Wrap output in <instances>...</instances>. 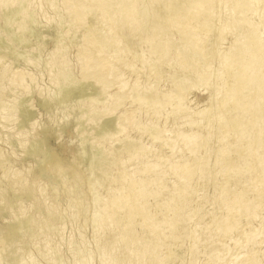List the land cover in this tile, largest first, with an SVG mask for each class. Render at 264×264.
Listing matches in <instances>:
<instances>
[{
  "label": "rangeland",
  "instance_id": "rangeland-1",
  "mask_svg": "<svg viewBox=\"0 0 264 264\" xmlns=\"http://www.w3.org/2000/svg\"><path fill=\"white\" fill-rule=\"evenodd\" d=\"M2 1L3 0H0V2ZM13 1L12 0L10 1L11 6L9 5L10 6L9 8H15L19 11L23 10L22 12L25 11L26 14L25 12H24L25 15L20 12L16 14L14 17L13 16L10 17L8 21L9 20H13V21L10 22L11 25L9 24V22L6 23L10 25L9 27L8 25L5 24V21L0 18V29H1L0 39H4L3 40L5 43L4 46L7 45L5 47L6 50L5 49L2 50V55L0 54V60H1L0 64L3 61L2 64L3 65L6 64L8 67V69H6V77L3 79L2 82H0V95H1L0 97V264H32V263L36 264L37 261H38L37 264H79V263L80 264H87V263L88 264H106L105 262L107 261L105 260L104 262V260L102 259H106V256L104 255H107V253L111 252V250H109L110 252L107 251L110 243H106L105 241L106 235L108 233H113L114 236H116L118 233L120 234L123 232L125 233L130 228L143 231L144 233H146L145 235H147L148 233L145 239V241L148 243H153L155 241L156 235H157L156 233L158 232V230L160 231V229H165V233H173L172 235L173 238L171 239L172 242L170 243L171 245L169 248V260L167 264H190V262L191 264H194L195 258L197 259L195 264H207V263L211 264L208 260L211 261L215 257L218 251L220 253L223 252L221 253L222 255H224L226 251L225 255L227 254V256L225 257L227 259L233 257L231 255H235L236 253L238 254L239 251L240 252L244 251L242 252V255L239 252L240 256L243 257V255L247 253L246 251H248V249L247 250H243V249L248 248V247L245 245V242H243L242 239L239 240L240 236L243 233L248 232L249 230H254V231L261 230V233H263L264 231V221H263L264 220V181L261 176V171L257 167L258 157L261 156L262 158H264V152L260 153L259 151H257L256 150L257 146L254 144H252L253 149L249 150V143H248L249 141L246 139L241 140L240 142L241 144L238 145L239 148L238 147L236 148V146L235 147L232 146L233 143L236 141V137H235L236 135L234 134L237 133V130L232 127H230L227 131L218 130L219 124L221 123V121L217 120L218 119L217 113L221 111L222 116L224 118L225 117L227 118L230 115L232 104L231 103L227 104V106L223 108L222 107L223 104L216 97L217 95H221L225 92L224 85L221 83V81H219L220 80L218 78L219 75L213 73L216 76L211 75L213 77L212 78L210 76L212 80L210 78L208 80H205L204 74L202 75V70L200 69L202 68V65L203 67L207 65L209 66L211 72L213 71L215 72L217 70L216 72L218 73L219 72L218 68L220 67L218 65H220V61H221L220 55L222 53H225L227 50H229V48L234 47V40H235L234 34H232L231 33L232 31L230 32V30L228 32L227 28L231 29V27L236 24L238 26L240 25L239 26L240 30L238 31H241V32L245 31L246 30L245 22L249 20H250L249 22H252V24H256L258 22V19H257L258 13H256L258 11L250 7L249 8L246 6L242 7V4L244 3L245 0H235L237 3V8L240 9V11L236 13L237 15L235 14V17H229V13L227 10L231 8V5L228 4L227 7L224 8V6H226V0H215L212 6L210 21L208 25L209 27L207 29H201L199 32V36L203 40H202V44L198 46V45L192 44L191 42L187 40L185 41L179 33H176L175 30L171 28L170 24L166 25L168 27L166 26L163 27L164 29L166 28V31L170 29L169 32L167 31V33L165 30H163L167 36H165L163 31H161V29L163 28H160L159 32L161 31L163 34L160 33V38L157 37V35L159 34L157 33L158 32L157 28H159L158 27L159 25H157L158 20L155 21L153 18H156V17L158 18L160 16H163V13H164L163 11L165 10V8L163 11L157 10V11L152 12V10H150L152 12L151 13L149 11L150 9L149 7L148 13H147L146 12L147 10L146 11L145 9L142 10V8H147L148 3H149L148 0H147L148 3L145 0H139L137 1L138 2L137 5H136V2L134 1L135 2V5L133 7L135 9L134 13H133L134 9L130 8L128 11H125L123 15H120L123 17V19H121L122 17L119 18L121 20L119 21L118 19V22L116 19L117 17H120V16L114 15V18L116 17L115 20L113 19V17H111L112 15L110 16V14H114V9L116 8V2H114V0L112 1L115 4L112 1L111 3L109 0L108 1L104 0L101 6H98L95 0H86V1L82 0L83 3L81 7H79L80 9L72 13L65 10L62 4V0H53V2L52 0H49V2L48 0H28V1L27 0H15L14 3ZM184 1L182 0L168 1L169 12L171 13L172 11L174 12L176 10L175 8L180 9L182 6H179V5H183L184 3H187L189 0L187 1L184 0ZM110 4H111L110 6L111 8H109L108 6ZM113 4L115 7H113ZM17 5L18 6L20 5V6L17 7ZM21 6L24 8H22ZM107 6L109 9L107 8ZM0 7H1V4H0ZM137 7L140 9H137ZM25 8L27 9V11ZM234 8H236V6ZM138 10H140V13L137 12ZM253 11H255V13H253ZM1 12H5V11H1L0 9V16L3 15ZM141 12L144 13L142 14L145 17L141 15ZM137 13H138V16L136 15ZM20 14L22 16L24 15L25 18L23 17L24 19H22ZM140 15L144 19L141 18ZM138 17H140L141 19L139 18V20H135V19H138ZM239 17L244 20V23L241 22L242 23L241 24L240 22H238L237 24V22H234V20L240 21ZM254 17H257V18H254ZM132 18L133 20L139 23L138 31L131 32V30L129 29L131 27L129 21ZM109 19L111 20V23L115 21L116 23L110 24ZM142 19H143V22H142ZM26 20L29 22H27ZM122 20L124 23L122 22ZM25 21L29 24L25 23ZM106 21H107V24H105ZM125 21L128 22L127 25H125L126 24ZM231 21L232 23H230ZM151 22H153L154 25H152L153 23ZM155 22L157 23L155 24ZM23 23H25V25L28 26V29L24 31L23 33H21V35L19 36L20 34L19 27L23 25ZM89 23L92 25H90ZM132 23L134 22L132 21ZM94 24H95V27H93ZM102 24H104L105 27L106 26L107 27L104 28V25ZM17 25L19 27H16ZM156 25H157V28L154 27ZM102 26L103 28L101 29ZM4 27H6V29ZM104 29L106 30L104 31ZM151 29L153 30L156 29L155 31L156 33H154V31ZM221 29H223L224 31ZM97 30L98 32H96ZM149 30L153 31L152 34ZM25 32H27L28 35ZM94 32L97 34L105 32V34L98 35L100 37L96 36L97 38H101V35H103V37H105L104 35H108V36L111 35L110 38L113 40V37L115 35L114 39L116 38L117 40H119V42L122 41L120 43V46L121 47L123 46L124 49H125V46L127 47L125 49L127 51L126 56H125L127 58V59L125 58V63H126L125 65L127 66V68L124 65L123 67V75H124L123 79L124 80H123L122 86H125L126 89H129V87L134 85V83L136 82L138 83V86L139 84L140 86L141 85L144 86V85H147L146 83L148 82H149L148 84H151V83L154 84L153 82L155 80V83L159 82L158 87L160 90H162L161 92L164 95H170V97L166 99V101L163 103L164 105L162 104L161 106H155V108L153 107V109H151L152 107L148 108L146 102L144 101L145 102L144 104L142 99H140L142 101L138 100L139 102L138 103L137 99H139L140 96L138 95V98H137L136 94L133 95L131 93L127 99L126 104L123 105L119 109L118 112L124 111L127 115H133L136 113L137 117L139 118V124L138 126L130 125L124 131L121 130V132H119L118 134H120L122 137L118 135L117 133H112L110 134V136L109 135H106V137L101 136L103 138L102 139L100 137L101 132L99 133L100 128L98 129L99 131H97L96 129L97 128L96 127L97 122H95L97 121L96 118H98L99 116L103 119L104 115H102V111L105 110L107 106H109L110 104V98L108 99L109 96L106 94H103V95L105 99H108L107 101H105L103 96L99 95L98 96L99 98L97 97L98 101L101 98L100 101L102 103L99 102L101 103V105L96 103L98 102L96 100V97H94L93 100L90 99L92 102L90 100L88 102L87 100H85V102L81 101L82 103L84 102V105H82V103L80 102H79L80 105L78 104V102H75L76 104L71 103V104H64V105H59V106L54 105L58 101V97L55 96V94L58 95L59 89L62 87V83L60 82L61 80H59L58 77H60V79L63 78L62 79L63 81H66L69 78L70 81L68 80V82H72L71 80H74V79L75 81H78V79H80L81 77L80 72H82L83 66L80 63V61H78L76 58L77 52L79 48L83 47L84 36L87 35L88 33L91 35V33H94ZM130 32L132 34L136 33V35L131 41L132 45L128 44L129 45L128 46L126 45L127 42H126L125 36L127 37V35ZM42 33H44V35H42ZM107 33H111V34H107ZM16 35L18 37H16ZM32 35L34 36L32 37ZM45 35H47V37H44ZM151 35H153L152 37L154 38L155 46H157L156 43H158V41L159 42H162V40L164 41L165 44L163 43L162 45L160 44L159 45L160 47L162 46L163 48H165V51H168L167 55L169 56H165L166 59L162 60L164 57L153 55V54L151 55V52L148 51L149 49H148V45L146 42V38L147 39L152 38ZM162 35H164V37H161ZM94 36L95 34L93 35V37ZM122 37L125 40H123ZM166 37L168 39V43H166L165 41ZM170 37H171V40H170ZM12 41H13V44H12ZM135 46H138V47L135 48ZM171 46H173V48H175L176 50L171 48ZM132 47H134L135 49ZM113 48H115V46L114 47L112 46L111 51ZM53 53H55V55H53ZM196 53L200 55V59H199V56L198 57L194 56V55H197ZM5 55L7 56L5 57ZM55 56L56 58H54ZM198 60L199 61L202 60L204 63L199 62ZM144 62H146L145 65H144ZM63 64L64 66H62ZM89 65H90V60H88L87 63L85 64L84 66L85 69L88 68ZM144 66L147 69V71L145 68H143ZM124 68H126L127 70H125ZM197 68L199 71H196ZM17 72L25 74V77H24L25 80L23 81V85H21V82L19 81V79L13 78V74ZM29 74L32 77L28 76ZM59 74L63 76L61 77L59 76ZM66 74L70 77L65 76ZM55 76L56 77L58 76L57 79H55L56 78ZM51 77L58 81L59 84H57V86L59 87L61 86L60 88L57 86H54L51 83V79H52ZM214 77H216L217 79ZM33 78H35L36 80ZM10 81H12L11 84H10ZM183 82H185L184 83L185 88L181 87ZM124 83L125 84L127 83V84L125 85ZM140 86L138 87V89L140 88ZM214 87L217 89H215ZM220 87H223V88H220ZM117 88H120V87H114L110 89L109 93H113L119 90ZM181 88L184 90H182ZM174 90H178L180 92V95L178 97H176L175 94L174 96L171 95L172 94L171 92H173ZM142 91H143L142 89L137 90V94L138 93L140 94V92L142 93L141 98L143 97L145 93L144 92L145 90L143 91L144 93ZM39 92L43 93L42 95L43 97H39V95L42 94ZM216 92L217 93L219 92V93L217 94ZM134 93H136V91H134ZM48 94L50 95L49 97L54 96V98L53 100L49 101L50 107L49 108L47 107L46 109L48 110L45 109L46 110L45 111L43 108L44 106L41 105L42 107L41 108L38 105L39 103L37 102L40 101L41 99H44V97L48 98ZM238 94L243 95L246 93L244 91H240ZM132 96H135L134 100ZM192 97L193 99H191ZM22 99H25V101ZM27 99L29 100L30 104L33 103L32 106H30V108H32L33 110L35 109L36 112H38L40 108L45 111V112H42V110H40L39 112H41L42 114L38 113V115L36 116V121H38V118L40 119L38 121L39 123L35 121L38 124V126H37V134L35 133L34 135H33L34 131L32 132L31 128L28 125L25 126V124H23L24 119L21 118V116L19 115V110H18V108L20 107L21 109H24L23 106L25 107L29 104V103H26ZM54 99L55 101L57 99V101L55 102ZM59 101H60V98H59ZM104 101L107 103H105ZM189 101H195V102L198 101L199 105L202 108V109L199 108L198 111L200 112L196 111L193 114L194 115L193 117L198 116L199 113H204V119L202 122L203 129L201 128L200 132L193 131V134L195 135L194 137H196V140H198L196 141V147H198L196 154L194 156L187 157L188 156L187 149L185 150V148L178 147L179 151L176 156H179L180 158L186 157L187 164L189 165L196 164L198 167L197 171L194 172L193 174L185 175L180 172L174 173L169 170V166L174 162L175 156L171 154V151L167 147L162 148V144L159 141H154L153 137L156 132V129L157 130L162 129V130L167 131L168 133H171L172 131H174L176 129L177 124L180 122V119L183 118V116L187 113L188 106L190 103ZM3 102L4 104H2ZM21 103L24 105L21 106L20 105ZM50 103L51 104L54 103V104L51 106ZM12 104H15L13 105L14 108H12V110H14V114H13L14 116L11 119L12 121L5 120L4 117L10 116L11 114L10 112L6 110H9ZM89 105H91V107ZM33 106H35L36 108ZM137 106L139 107L142 106V107H140L139 109V107ZM217 109H219L220 111ZM49 110H52V111H49ZM98 112H100L101 114L98 115L97 114ZM94 114H97V117ZM262 115L264 116V103L262 104ZM87 116L89 120L88 118H86ZM93 116L95 117L93 118ZM101 118H98L100 119L99 123H97L99 124V126H101L103 123L101 121L102 120ZM13 119L14 120L16 119L15 122L17 123H15ZM90 119L92 120L90 121ZM52 120L53 122H51ZM149 120H150V124H149ZM153 122H154V126L152 127ZM62 124L63 125L70 124L72 136L70 138L65 137L66 133L64 132V134H62L63 132H61V136L63 135L65 136L60 138L59 142L64 140L70 149L79 150V154L83 156H84L83 154L84 148L86 149L89 148L88 153L92 154L90 145L93 142H97L95 144V147L97 146L96 149H98L99 151L103 150L102 151L103 155H98L99 154L98 153L96 157L98 158V156H101L102 159H104L103 157L108 158V159L104 161L105 159L101 160V158L99 157L98 159H100L104 163L103 162L101 163V161L99 160L100 163L96 161L97 162L96 165L90 166L88 169L83 167L82 168L83 172H80L81 174L79 173L80 175H82V176L79 175V177H82V178H79V179L78 177H75L76 175L75 176L71 175V178H69L71 173H69L68 175L67 174L68 170L65 167L63 166L57 167L58 166L57 165L55 166V168L52 167V169H50V172H48L47 176L44 177L46 179L43 180L42 179L43 177L39 176L38 174V167L40 166V164L38 163H40L42 159L44 160V157L42 153H40L42 156L40 155L37 156V154L35 153L34 155L37 158L40 157L38 160H36L37 158L33 156V153H34L33 151L41 147L39 144L37 145L36 143L38 141L40 142V144L42 143L41 138L43 137L42 136L43 129L50 127L53 131L56 129L58 130L60 125ZM146 126L148 128L145 129ZM186 130L190 132V127L187 126ZM85 132L88 134H86ZM98 133L99 135H96ZM58 134L60 133H57V135ZM206 134H208L211 139L209 145L207 146V147L210 146L209 147L210 154H208L207 156L204 150L205 147L203 148L201 146L202 139L204 135ZM114 135L116 136L114 137ZM197 136H199V138ZM24 137L25 138L28 137L27 139L29 140H26L27 143L24 146L25 148L24 147L22 148L20 144V140L25 139ZM130 137L133 139H131ZM135 137H137V139ZM112 138L118 139V141H114L113 143ZM122 138L124 141L122 140ZM134 138H135L136 143L134 142ZM100 140L101 142H99L100 144L99 145L98 141ZM116 142H118L117 144L121 145L122 151L119 149L120 146L114 145L116 144ZM130 142L133 144V146L128 145V143ZM137 142L138 144L140 143L141 145L145 144L143 146H147V147L150 146L149 144L153 143L152 150L154 151L153 153H156V155L152 154V157H150L151 159L148 160L149 162L152 163V165H154L153 176H155L156 178L162 177L163 180L165 179L164 181H167V182L169 181V183L167 187L162 188V189H157L156 186L154 185L149 186L146 189L147 191L145 192V198L142 200H136L134 199V197L129 196L127 193H125L124 198L130 201V206L125 208V210H120L119 209L120 193L118 192L119 186L117 183H115L116 176L118 175V172H119L118 165H119L120 160H123V158L127 157L131 152H133L136 149V147H138ZM263 142H264V139H263ZM103 145H104V148H102ZM32 146L35 148L32 151L33 153L30 151V149L32 150L33 148ZM42 146H44V144ZM115 146L116 148H114ZM80 147L81 148L83 147V148L81 149ZM109 147L111 149L110 154H108L110 151L107 152L104 150ZM128 147L130 148V150ZM117 148L118 150L116 152ZM218 150L220 151L223 150V152L225 153V155L220 157V159L215 154L216 153L215 151H218ZM44 151H45V148H44ZM30 152L31 154L29 155L28 153ZM240 155L244 158L243 164H246V166L241 165L240 167V168H243V166L246 167L245 168L246 176H244L243 179L239 171H235L231 169L230 167L231 163L236 158H238ZM113 156L115 157V159ZM205 157H207L209 161L206 160V166H203L205 165L203 161ZM109 158H111V161ZM143 160L146 161L147 158ZM143 160H141V162H143ZM148 161L146 163H148ZM105 162L107 164L109 163L108 164L109 166L106 165ZM99 164H101V166L102 164L104 166H107V167L103 166V168H107V170L106 169L102 170ZM98 165L100 168H97ZM29 166H32L31 167L32 170L30 171V173L26 171L28 170ZM217 167L219 168L217 169ZM90 168L93 169L92 173H91ZM58 169H59V172H57ZM54 170L57 174L59 173L58 174L59 176L54 172ZM104 170H106L107 172ZM14 171H16V173ZM99 171L104 172L101 174L104 175L105 177L102 175H98L100 174ZM13 173L18 176L11 180V178H13L12 175H14ZM95 173L96 175H94ZM50 174L52 177L50 176ZM48 175H49V178L51 177L50 178L51 180L47 178ZM107 175H110L108 176L110 178H108ZM239 175L241 176V180L243 181V183L239 181L240 179ZM95 176H97L96 181H94ZM24 177H27L28 180L26 182L23 181L24 182L23 184V182H20V181L23 180ZM56 178H57V181H56ZM48 179L52 181L51 182L53 183L52 185H50L51 183H49L50 181ZM85 180H87L88 182ZM12 181H15L16 183ZM236 184H239V185H236ZM40 186H42L41 190L44 189L43 193H41L40 191ZM58 187L59 189L57 190ZM240 188L242 189L241 191H239ZM29 192H30V195H29ZM237 193L238 195L239 194L240 195L239 196L236 195ZM112 194L114 195V197ZM111 197L113 198L112 202H111V199H112ZM33 198L35 200H33ZM105 200H109L110 201L109 204L108 203L105 204L106 202ZM245 200L248 203V205L244 209L243 207L241 208V206H242V203H245ZM140 209H142L143 211ZM98 212H99L100 217L99 216L97 217ZM74 214H75V217H74ZM105 214L106 216L107 214H109L108 221L110 222V223L107 222L108 225L106 229H105V225H104L105 221L103 217ZM24 217H26V219ZM27 217L29 218L28 219L29 224L26 221L27 225L26 224L24 225L25 222L23 223V221L27 220ZM96 217H97V220H96ZM16 218H18L19 220ZM98 218H100V220ZM221 218L225 219L229 226V231L226 232L227 234L219 233L217 230H215L216 229L215 223ZM170 221H173L175 223V228L172 231L168 230V228L165 227L167 226V223H169ZM8 222L10 224L19 223V226L18 225L16 226L20 228V229L18 228L19 232L22 231L23 233L20 232L18 233L19 235L10 234V232L7 229V226L9 224ZM100 222L101 224L99 225ZM150 222H154L155 226H148L150 225ZM96 224L97 226L98 225L103 226V228H100L99 226L97 227ZM20 226L21 227L24 226V228H21ZM108 226L110 228H108ZM25 227L26 228L28 227V230L27 229L24 230ZM103 230L104 232L107 230L105 232V234L107 233L106 235L104 234ZM195 230L197 234L200 231L201 234L199 233V236L201 235L202 237L204 235L203 239L200 237L201 241L198 240L197 242L196 240H193L192 237H194L193 235H194ZM7 231H8V234L6 233ZM97 233L99 234V237H100V238L98 237L99 239L97 238L98 236ZM218 233L219 235L216 236L215 234H218ZM207 234H209L210 236L209 235L207 236ZM101 235L105 236V237H102L104 240L101 239ZM12 236H15V237H12ZM16 236H19V237H16ZM230 239L233 240L234 244L232 243V240ZM205 240L207 242H205ZM96 241L97 243L101 242L99 246H96L98 245L97 243L95 244ZM78 242L80 244H78ZM136 243L137 241H134L133 244L135 245ZM204 243L208 245V249L206 245L205 246L203 245ZM236 243H239V246H235ZM211 244H212L211 250L212 248L214 250V251L212 250V252L208 251ZM105 247H107V249ZM241 247H245V248L241 250ZM255 249H256L255 254L253 256H255L257 260L259 258L261 261L260 260L258 261L262 262L264 260V234L262 236L260 235L258 236ZM236 250H238V252ZM195 252L197 253L195 254ZM43 254H45V257L43 256ZM160 255H161L159 256L160 261L166 258V252L164 250L161 251ZM81 256L82 257L84 256V257L82 258ZM113 256L115 258H118L120 256L119 252H117L116 255H113ZM114 257H111L113 258L112 260L115 259ZM76 258H78L77 259L78 263L76 261ZM225 263H226V260L223 261V264Z\"/></svg>",
  "mask_w": 264,
  "mask_h": 264
},
{
  "label": "bare ground",
  "instance_id": "bare-ground-1",
  "mask_svg": "<svg viewBox=\"0 0 264 264\" xmlns=\"http://www.w3.org/2000/svg\"><path fill=\"white\" fill-rule=\"evenodd\" d=\"M11 1V0H10ZM10 1L9 0H3L2 2H0V4H1V7H0V9H1V11H5V12H1L2 14V16H0V18L2 19V20H4L5 21V24L7 23V22H9V24H10V22L11 21H13V20H9L8 21V19L10 18V17H14L16 14H18V13H22V14H24V12H22L21 10L19 11V10H17V9H15V8H9L10 6H11V4H10ZM13 1V0H12ZM15 1V0H14ZM14 1H13V3H14ZM28 1V0H27ZM86 1V0H85ZM105 1H108V0H105ZM110 2L112 1V0H109ZM117 1H118V3H117ZM117 1H115L114 0V2H116V8L114 9V14H110V16L111 17H113V19L115 20L116 19V17L114 18V15L116 16V15H118V16H120V15H123V13L125 12V11H128L130 8H133L134 7V5H135V2H136V5L138 4V2L137 1H139V0H117ZM135 1V2H134ZM145 1H147V0H145ZM148 1H149V3H148ZM147 1V3H148V6H147V8H142V10H144L145 9V11L148 13V9H149V7H150V9H149V11L150 10H152V12L153 11H157V10H164V8H165V10L163 11L164 13H163V16H160V17H156V18H153L155 21L156 20H158V23L157 22H155V24L157 23V25H159L158 27L159 28H157V25L156 26H154L155 28H157L158 30V32L157 33H159L158 35H157V37H159L160 38V33H162L161 31H163V30H165L166 31V28L164 29L163 27H165L166 25H168V24H170V26H171V28H173L174 30H175V32L176 33H179L180 35H181V37L186 41H189V42H191L192 44H195V45H201L202 44V38L199 36V32H200V30L201 29H207L209 26V21H210V15H211V11H212V6H213V2L215 1V0H192V1H188L187 3H184L183 4V2H182V4L183 5H179V6H182L180 9L178 8H175L176 10L173 12L172 11V13L171 12H169V6H168V1H171V0H148ZM182 1H184V0H182ZM187 1V0H186ZM23 2V1H22ZM48 2H49V0H48ZM52 2H53V0H52ZM95 2H96V4L98 5V6H101L102 4H103V2H104V0H95ZM113 2V1H112ZM111 2V3H112ZM113 2V3H114ZM185 2V1H184ZM55 3V2H54ZM53 3V4H54ZM82 3H83V1L82 0H62V4H63V7L65 8V10H67L68 12H70V13H72V12H75V11H78L80 8L79 7H81V5H82ZM88 3V2H87ZM140 3V2H139ZM146 3V2H145ZM225 3V2H224ZM21 4V3H20ZM29 4V3H28ZM95 4V3H94ZM115 4V3H114ZM114 4H113V7H115L114 6ZM179 4V3H178ZM180 4H181V2H180ZM228 4H230L231 5V8H229L227 11H228V13H229V17H235V14L236 13H238L239 11H240V9H238L237 8V3H236V1L235 0H226V6H224V8L225 7H227V5ZM10 5V6H9ZM22 5V4H21ZM49 5V4H48ZM51 5V4H50ZM85 5V4H84ZM236 6V8H234L235 6ZM20 6V5H19ZM18 5H17V7H19ZM27 6V5H26ZM29 6V5H28ZM55 6V5H54ZM57 6V5H56ZM109 6V8H111L110 6H111V4L110 5H108ZM108 6H107V8H108ZM146 6V5H145ZM177 6V5H176ZM234 6V7H233ZM243 6H246V7H250V8H252V9H255L256 11H258V12H256V13H258L257 14V17H254V18H257L258 19V22L256 23V24H252V22H249V21H247V22H245V25H246V30L245 31H243V32H241V31H238V30H240L239 28V26L238 25H233L232 27H231V29H229V28H227L228 29V32H229V30H230V32L232 33V34H234V37H235V40H234V47H231V48H229V50H227L225 53H222L221 55H220V57H221V61H220V65H218V66H220L218 69H219V74L215 71H213V72H211L210 71V68H209V66H204L203 67V65H202V68L200 69V70H202V75L204 74V79L205 80H208L209 78H210V76L211 75H213V76H216V75H214V74H217V75H219L218 76V78L220 79L219 81H221V83L224 85V93L223 94H221V95H217L216 97H217V99H219L220 101H221V103L223 104L222 105V107L224 108V107H226L227 106V104H232V106H231V111H230V115L226 118H224L223 116H222V113H221V111L219 110V109H217V110H219L220 112H216L217 113V120L218 121H221V123L219 124V128H218V130H225V131H227L230 127H232V128H234V129H236L237 130V133L236 134H234V135H236L235 137H236V141L233 143V145L232 146H236V148L238 147V145H240L241 143V140L242 139H246V140H248L249 142V150H252L253 149V146H252V144H254V145H256L257 146V151H259L260 153H263L264 152V142H263V139H264V116L262 115V104L264 103V0H245L244 1V3L242 4V7ZM22 7V6H21ZM30 7V6H29ZM28 7V8H29ZM33 7V6H32ZM139 7V6H138ZM137 7V9H140V8H138ZM22 8H24V7H22ZM38 8V7H37ZM108 8V9H109ZM2 9H4V10H2ZM5 9H7V10H5ZM19 9H21V8H19ZM26 9V8H25ZM134 9V8H133ZM242 9V8H241ZM30 10V9H29ZM28 10V11H29ZM43 10V9H42ZM132 10V9H131ZM225 10V9H224ZM26 11H27V9H26ZM57 11V10H56ZM81 11V10H80ZM134 11H135V9L133 10V13H134ZM45 12V11H44ZM138 13H140V10H138L137 11ZM144 12V11H143ZM143 12H141V15L142 16H144L143 14ZM151 12V11H150ZM151 12V13H152ZM48 13V12H47ZM91 13V12H90ZM132 13V12H131ZM132 13V14H133ZM138 13L136 14L137 16H138ZM143 13V14H142ZM150 13V14H151ZM225 13V12H224ZM251 13V12H250ZM253 13H255V11H253ZM25 14H26V12H25ZM24 14V15H25ZM99 14V13H98ZM21 15V14H20ZM24 15L22 16L21 15V17H22V19H24L25 17H24ZM140 15V16H141ZM145 15H146V13H145ZM237 15V14H236ZM80 16H81V14H80ZM131 16H133V15H131ZM141 16V18H143ZM17 17V16H16ZM24 17V18H23ZM28 17V16H27ZM100 17V16H99ZM111 17H110V19H111ZM122 16H120V17H117V22H118V19L119 18H121ZM145 17V16H144ZM34 18H35V16H34ZM76 18V17H75ZM80 18V17H79ZM139 18L140 17H138V19H135V20H139ZM140 18V19H141ZM12 19V18H11ZM109 19V21H110V24H112V23H116V21L115 22H112L111 23V20ZM121 19H123V17L121 18ZM121 19H119V21L121 20ZM144 19V18H143ZM143 19H142V22H143ZM256 19V20H257ZM20 20H21V18H20ZM19 20V21H20ZM135 20H133V18L132 19H130V30H131V32H134V31H138L139 30V23L137 22V21H135ZM233 20H234V18H233ZM232 20V21H233ZM239 20L240 21H236V20H234V22H237V24H238V22H242V23H244V20L243 19H241L240 17H239ZM23 21V20H22ZM27 21V20H26ZM25 21V23H27V22H29V21H27L26 22ZM51 21V20H50ZM132 21L134 22V23H132ZM232 21L230 22V23H232ZM15 22V21H14ZM48 22V21H47ZM63 22V21H62ZM79 22V21H78ZM122 22H123V20H122ZM126 22V24L125 25H127V21H125ZM141 22V23H142ZM154 22V21H153ZM153 22H151V23H153ZM19 23V22H18ZM25 23H23V25H21L20 27L17 25L16 27H19V32H20V34H19V36L21 35V33H23L24 31H26L27 29H28V26L27 25H25ZM92 23V22H91ZM120 23V22H119ZM118 23V24H119ZM124 23V22H123ZM241 23V24H242ZM9 24H6V25H8V27L11 25H9ZM21 24V23H20ZM27 24H29V23H27ZM61 24V23H60ZM90 24V23H89ZM101 24V23H100ZM105 24H107V21L105 22ZM122 24V23H121ZM147 24V23H146ZM234 24V23H233ZM47 25V24H46ZM62 25V24H61ZM90 25H92V24H90ZM102 25H104V24H102ZM117 25V24H116ZM116 25H114V26H116ZM143 25V24H142ZM152 25H154V23L152 24ZM221 25V24H220ZM144 26V25H143ZM146 26V25H145ZM7 27V26H6ZM6 27H4L5 29H6ZM11 27H13V26H11ZM37 27V26H36ZM51 27V26H50ZM93 27H95V24H94V26ZM107 27V26H106ZM105 27V25H104V28H106ZM126 27V26H125ZM141 27V26H140ZM154 27H153V29H154ZM166 27H168V26H166ZM230 27V26H229ZM103 28V26L101 27V29ZM143 28V27H142ZM145 28V27H144ZM160 28H163V29H161V31L159 32V30H160ZM220 28H222V27H220ZM17 29V28H16ZM88 29V28H87ZM122 29H124V28H122ZM153 29H151V30H153ZM168 29V28H167ZM172 29V30H173ZM218 29V28H217ZM226 29V30H227ZM242 29V28H241ZM1 30V29H0ZM18 30V29H17ZM16 30V31H17ZM38 30H40V29H38ZM60 30V29H59ZM106 29H104V31H105ZM107 30H109V29H107ZM151 30H149L150 32H151V34H152V32L154 31V33H156L155 31H156V29L155 30H153V31H151ZM170 30V29H169ZM169 30H167L168 32H169ZM221 30H223V29H221ZM226 30H225V32H226ZM7 31V30H6ZM12 31H14V30H12ZM11 31V32H12ZM142 31V30H141ZM167 31H166V33H167ZM224 31V30H223ZM57 32V31H56ZM96 32H98V30L96 31ZM107 32V31H106ZM108 32H110V31H108ZM121 32V31H120ZM119 32V33H120ZM129 33L128 35H127V37L125 36V39H126V42H127V44L126 45H128V44H131L132 42V40H133V38H134V36L136 35V33H134V34H132V33ZM26 34H27V32H25ZM58 33V32H57ZM75 33V32H74ZM145 33V32H144ZM163 33H164V31H163ZM162 33V34H163ZM95 34V36L93 37V35ZM100 34H105V32L104 33H100ZM99 33L97 34V33H91V35L88 33L87 35H85L84 36V41H83V47L82 48H79L78 49V52H77V60L78 61H80V63L82 64V66H83V69H82V72H80L81 73V77H80V79H78V81H75V79L74 80H71L72 82H68V80H69V78H68V80H66V81H63L62 79L63 78H61L60 79V77H58L59 78V80H61L60 82L62 83V87L60 88L59 86H57V84H59L58 83V81L57 80H55V79H57V77L55 78V79H53L52 77V79H51V83L54 85V86H57V87H59L58 89H59V93H58V95H56L55 94V96H57L58 97V101H57V99H56V101H55V99H54V101L56 102V104H54L55 106H59V105H64V104H73V103H75V102H78V104H79V102L80 103H82L81 101H84L85 102V100H87V102L90 100V99H92L93 100V98L94 97H96V100L99 98L98 96L100 95V96H103V98L105 99V97H104V95L103 94H106V95H108L109 97H108V99L110 98V104H109V106H107V108L105 109V110H103L102 111V115H104V117H103V119H105V120H103L101 117H99L98 116V118H101L102 120V125L101 126H99V124H97V123H99V120L100 119H98V118H96V120L97 121H95V122H97L96 123V129H97V131H99V133H100V137L102 136H105L106 137V135H109L110 136V134H112V133H119V132H121V130H126V128L128 127V126H130V125H133V126H135V125H137L138 126V124H139V118L137 117V115H136V113L135 114H133V115H127L124 111H120V112H118L119 111V109L123 106V105H125L126 104V102H127V99H128V97H129V95L132 93L133 95H137V98H138V95L140 96V98L139 99H137V102H138V100H140V99H142L143 100V103L145 104V102H146V104H147V106H148V108H150V107H152L151 109H153V107L155 108V106H161L165 101H166V99H168L169 97H170V95H164L161 91L162 90H160L159 89V85H158V83H155V80H154V84H148V83H146L147 85H144V86H140V84H139V86H140V88L145 92H143L144 93V95H143V97L141 98V92H140V94L138 93L137 94V90H141L140 88L138 89V83L136 82V83H134V85H132V86H130L129 87V89H126L125 88V86H122L123 84V78H124V75H123V67H124V65L126 64L125 63V56H126V46H125V49L123 48V46L121 47L120 46V43L122 42H119V40H117L116 38L114 39V37H115V35H114V37H113V40L110 38V36L111 35H104L105 37H103V35H101V38H97V37H100V36H98V35H100ZM107 34H111V33H107ZM122 34V33H121ZM125 34V33H124ZM165 34V33H164ZM173 34V33H172ZM13 35V34H12ZM24 35V34H23ZM22 35V36H23ZM28 35V34H27ZM39 35H40V33H39ZM42 35H44V33H42ZM74 35V34H73ZM142 35V34H141ZM147 35H149V34H147ZM179 35V36H180ZM2 36V35H1ZM6 36H7V34H6ZM30 36H31V34H30ZM34 35H32V37H33ZM97 36V37H96ZM124 36V35H123ZM140 36V35H139ZM138 36V37H139ZM153 35H151V37H152ZM165 36H167L166 34H165ZM9 37V36H8ZM11 37V36H10ZM16 37H18L17 35H16ZM44 37H47V35H45ZM96 37V38H95ZM103 37V38H102ZM161 37H164V35H162ZM14 38V37H13ZM20 38V37H19ZM18 38V39H19ZM78 38V37H77ZM123 38V37H122ZM156 38V37H155ZM34 39V38H33ZM52 39V38H51ZM65 39V38H64ZM124 38H123V40H125ZM143 39V38H142ZM165 39V38H164ZM166 39H167V37H166ZM165 39V41H166V43H168V39L166 40ZM175 39V38H174ZM4 39H0V50H1V52H0V54L2 55V50H4L5 49V47L7 46H4V41H3ZM7 40V39H6ZM116 40V41H115ZM157 40V39H156ZM160 40H162V39H160ZM170 40H171V37H170ZM169 40V41H170ZM15 41V40H14ZM18 41H20V40H18ZM22 41V40H21ZM71 41H72V39H71ZM180 41V40H179ZM184 41V42H185ZM9 42V41H8ZM31 42V41H30ZM74 42H76V41H74ZM125 42V41H124ZM136 42V41H135ZM140 42V41H139ZM146 42H147V45H148V51H150L151 52V55L153 54V55H158V56H161V57H164L162 60H164V59H166V57L165 56H169V55H167V52L168 51H165V48H163L162 46L160 47V45H162L163 43H164V41L162 40V42H159L158 41V43H156L157 44V46H155V43H154V38L152 37V38H150V39H147L146 38ZM156 42V41H155ZM176 42V41H175ZM174 42V43H175ZM20 43V42H19ZM24 43V42H23ZM28 43V42H27ZM154 43V44H153ZM9 44V43H8ZM12 44H13V41H12ZM16 44V43H15ZM160 44V45H159ZM165 44V43H164ZM170 44H172V43H170ZM169 44V45H170ZM210 44V43H209ZM11 45V44H10ZM60 45V44H59ZM123 45V44H122ZM132 45V44H131ZM130 45V46H131ZM136 45V44H135ZM144 45V44H143ZM146 45V44H145ZM159 45V46H158ZM168 45V46H169ZM175 45V44H174ZM112 46L114 47L115 46V48H113L112 49V51H111V48H112ZM129 46V45H128ZM164 46V45H163ZM180 46V45H179ZM191 46H193V45H191ZM111 47V48H110ZM136 47H138V46H135V48ZM185 47V46H184ZM110 48V49H109ZM132 48H134V47H132ZM134 48V49H135ZM171 48H173V46H171ZM9 49H11V48H9ZM46 49V48H45ZM57 49V48H56ZM173 49H175V48H173ZM209 49V48H208ZM6 50V49H5ZM172 50V49H171ZM176 50V49H175ZM57 51V50H56ZM128 51H129V49H128ZM4 52V51H3ZM9 52V51H8ZM58 52H59V50H58ZM64 52H65V50H64ZM136 52V51H135ZM149 52V53H150ZM207 52V51H206ZM7 53V52H6ZM13 53V52H12ZM25 53V52H24ZM129 53V52H128ZM14 54V53H13ZM51 54H52V52H51ZM50 54V55H51ZM58 54V53H57ZM197 54V53H196ZM53 55H55V53H53ZM52 55V56H53ZM68 55V54H67ZM143 55V54H142ZM150 55V56H151ZM7 55H5V57H6ZM19 56V55H18ZM57 56V55H56ZM56 56L54 57V58H56ZM194 56H196V57H198L199 56V59H200V55H194ZM3 57V56H2ZM16 57V56H15ZM14 57V58H15ZM24 57V56H23ZM49 57V56H48ZM65 57V56H64ZM196 57H195V59H196ZM18 58V57H17ZM54 58H53V60H54ZM160 58V57H159ZM194 58V57H193ZM4 59V58H3ZM2 59V60H3ZM51 59V58H50ZM127 59V58H126ZM18 60V59H17ZM52 60V59H51ZM88 60H90V65H89V67L88 68H86L85 69V64L87 63V61ZM149 60V59H148ZM156 60V59H155ZM158 60V59H157ZM1 61V60H0ZM62 61V60H61ZM192 61V60H191ZM199 61V60H198ZM30 62V61H29ZM51 62V61H50ZM126 62H127V60H126ZM199 62H203L202 60L201 61H199ZM198 62V63H199ZM3 63V61L1 62V64H0V82H2L3 81V79L6 77V69H8V67H7V65L6 64H2ZM5 63V62H4ZM32 63V62H31ZM65 63V62H64ZM145 63L146 62H144V65H145ZM148 63V62H147ZM151 63V62H150ZM153 63V62H152ZM159 63V62H158ZM204 63V62H203ZM6 65V66H5ZM33 65V64H32ZM57 65V64H56ZM149 65V64H148ZM160 65V64H159ZM62 66H64V64L62 65ZM126 66V65H125ZM155 66V65H154ZM179 66V65H178ZM56 67V66H55ZM167 67V66H166ZM190 67V66H189ZM61 68H63V67H61ZM65 68V67H64ZM126 68H127V66H126ZM126 68H124L125 70H127ZM143 68H145V66L143 67ZM151 68V67H150ZM168 68V67H167ZM44 69V68H43ZM57 69V68H56ZM56 69H54V70H56ZM67 69V68H66ZM146 69V68H145ZM124 70V71H125ZM66 71H68V70H66ZM65 71V72H66ZM146 71H147V69H146ZM161 71V70H160ZM196 71H199L198 70V68H197V70ZM20 72V71H19ZM58 72V71H57ZM27 73V72H26ZM160 73V72H159ZM158 73V74H159ZM164 73V72H163ZM212 73V74H211ZM214 73V74H213ZM50 74V73H49ZM53 74V73H52ZM51 74V75H52ZM56 74V73H55ZM28 76H31L30 74L28 75ZM53 76V75H52ZM59 76H61V74H59ZM63 76V75H62ZM61 76V77H62ZM65 76H68L67 74L65 75ZM73 76V75H72ZM24 77H25V74L24 73H14L13 74V78H17V79H19V81L21 82V85H23V81L25 80L24 79ZM32 77V76H31ZM34 77V76H33ZM54 77V76H53ZM68 77H70V76H68ZM184 77V76H183ZM212 77V76H211ZM66 78V77H65ZM213 78V77H212ZM212 78H210L211 80H212ZM214 78H216V77H214ZM8 79V78H7ZM33 79H35V78H33ZM136 79V78H135ZM178 79V78H177ZM186 79V78H185ZM217 79V78H216ZM36 80V79H35ZM184 80V79H183ZM189 80V79H188ZM57 81V82H56ZM63 81V82H62ZM70 81V80H69ZM180 81V80H179ZM185 81V80H184ZM190 81V80H189ZM210 81V80H209ZM11 82L12 81H10V84H11ZM182 82V81H181ZM60 83V84H61ZM184 83L185 82H183V86L181 85V87H184L185 88V86H184ZM186 83H188V82H186ZM190 83V82H189ZM125 84V83H124ZM127 84V83H126ZM125 84V85H126ZM160 84H162V83H160ZM181 84V83H180ZM179 84V85H180ZM220 84V83H219ZM221 84V85H222ZM3 85V84H2ZM52 85V86H53ZM186 85V84H185ZM5 86V85H4ZM12 86V85H11ZM15 86V85H14ZM187 86V85H186ZM199 86V85H198ZM202 86V85H201ZM114 87H120V88H117V89H119V90H117V91H115V92H113V93H109L110 92V89H112V88H114ZM200 87V86H199ZM50 88V87H49ZM215 88V87H214ZM220 88H223V87H220ZM171 89V88H170ZM182 89V88H181ZM191 89V88H190ZM197 89V88H196ZM215 89H217V88H215ZM182 90H184V89H182ZM55 91V90H54ZM58 91V90H57ZM134 91H136V93H134ZM199 91V90H198ZM223 91V90H222ZM240 91H244L246 94H243V95H240V94H238ZM43 92V91H42ZM42 92H39V93H42ZM52 92V91H51ZM220 92V91H219ZM218 92V93H219ZM172 94L171 95H173L174 96V94L176 95V97H178L179 95H180V92L178 91V90H174L173 92H171ZM217 93V92H216ZM215 93V94H216ZM217 93V94H218ZM222 93V92H221ZM41 95V96H40ZM39 95V97H43L42 95H43V93L42 94H40ZM105 95V96H106ZM187 95V94H186ZM191 95V94H190ZM50 95L48 94V98L47 97H44V99H41L40 101H38L37 103H39L38 105L41 107V105L42 106H44L43 108H44V110L48 107H50L49 106V101L50 100H53V98H54V96L52 97H49ZM193 96V95H192ZM0 97H1V95H0ZM98 97V98H97ZM133 97V100L135 99V96H132ZM194 97V96H193ZM193 97L191 98V99H193ZM59 98H60V101H59ZM102 98V99H103ZM195 98V97H194ZM101 99V98H100ZM100 99H99V101L98 102H96V103H98L99 105H101V101H100ZM108 99H105V101H107ZM190 99V100H191ZM212 99V98H211ZM22 100H24L25 101V99H22ZM95 100V101H96ZM142 100H140V101H142ZM210 100V99H209ZM91 101V100H90ZM104 101V102H105ZM145 101V102H144ZM199 101V100H198ZM198 101H189L190 103H189V106H188V111H187V113L183 116V118H181L180 119V122L177 124V126H176V129L174 130V131H172L171 133H168L167 131H165V130H162V129H159V130H157L156 128V132H155V134H154V137H153V139H154V141H159L161 144H162V148H164V147H167L170 151H171V154L172 155H174L175 157H174V162L169 166V170L171 171V172H174V173H177V172H180V173H182V174H185V175H191V174H193L194 172H196L197 171V165L196 164H191V165H189V164H187L186 162H187V158L186 157H179V156H176L177 154H178V147H181V148H185V150L187 149V153H188V156L187 157H191V156H194L195 154H196V151L198 150V147H196V141H198V140H196V137H194L195 135L193 134V131L195 132V131H199L200 132V130H201V128H202V122H203V119H204V113H199V115L198 116H196V117H193L194 115V113L196 112V111H198L199 110V108H201V106L199 105V102ZM23 102V101H22ZM84 102L82 103V105H84ZM92 102V101H91ZM99 102H101V103H99ZM103 102V103H104ZM133 102V101H132ZM211 102V101H210ZM19 103V102H18ZM25 103V102H24ZM26 103H29L27 106H23V108L24 109H21V107L20 108H18V110H19V115L21 116V118L22 119H24L23 120V124H25V126L26 125H28L30 128H31V131L33 132L34 131V133H33V135L36 133L37 134V126H38V124L36 123V122H38L39 121V119L40 118H38V121H36V116L38 115V113H41V112H39L40 110H42L41 108H40V110H38V112H36V110L34 109H32V108H30V106H32V104L33 103H31L30 104V102H29V100L27 99V101H26ZM36 103V104H37ZM41 103V104H40ZM105 103H107V102H105ZM139 103V102H138ZM142 103V102H141ZM140 103V104H141ZM183 103V102H182ZM2 104H4V102L2 103ZM1 104V105H2ZM15 104H16V102H15ZM15 104H12L11 106H10V108H9V110H6V111H8V112H10L11 114H10V116H7V117H4L5 118V120H9V121H12L11 119L13 118V114H14V110H12V108H14V106L13 105H15ZM51 104V103H50ZM53 104H51V106L53 105ZM76 104V103H75ZM136 104V103H135ZM166 104V103H165ZM185 104V103H184ZM216 104V103H215ZM21 106L22 105H24V104H20ZM19 105V106H20ZM37 105V106H38ZM80 105V104H79ZM92 105V104H91ZM91 105H89L90 107H91ZM139 105V104H138ZM164 105V104H163ZM5 106V105H4ZM13 106V107H12ZM38 106V107H39ZM77 106V105H76ZM144 106V105H143ZM211 106H212V104H211ZM210 106V107H211ZM216 106V105H215ZM6 107H8V106H6ZM33 107H35V106H33ZM73 107V106H72ZM85 107V106H84ZM137 107H139V106H137ZM140 107H142V106H140ZM140 107H139V109H140ZM202 107H204V106H202ZM207 107V106H206ZM36 108V107H35ZM56 108V107H55ZM82 108V107H81ZM147 108V107H146ZM158 108V107H157ZM4 109H5V107H4ZM16 109V108H15ZM83 109V108H82ZM142 109V108H141ZM159 109V108H158ZM202 109V108H201ZM200 109V110H201ZM44 110H42V112H45L46 110H48V109H46L45 111ZM88 110V109H87ZM144 110H146V109H144ZM205 110V109H204ZM49 111H52V110H49ZM48 111V112H49ZM79 111V110H78ZM83 111V110H82ZM85 111V110H84ZM137 111H139V110H137ZM142 111V110H141ZM215 111V110H214ZM16 112H18V111H16ZM16 112H15V114H16ZM93 112V111H92ZM198 112H200V111H198ZM95 113V112H94ZM139 113V112H138ZM153 113V112H152ZM42 114V113H41ZM40 114V115H41ZM83 114H85V113H83ZM98 115L99 114H101L100 112H98L97 113ZM97 114H94L96 117H97ZM140 114H141V112H140ZM143 114V113H142ZM228 114H229V112H228ZM89 115V114H88ZM91 115V114H90ZM101 115V116H102ZM18 116V115H17ZM95 116H93V118L95 117ZM163 116V115H162ZM167 116V115H166ZM15 117H16V115H15ZM42 117V116H41ZM140 117V116H139ZM142 117V116H141ZM164 117V116H163ZM20 118V117H19ZM85 118V117H84ZM86 118H88V116L86 117ZM173 118V117H172ZM178 118V117H177ZM224 118V119H223ZM17 119V118H16ZM15 119V120H16ZM170 119V118H169ZM222 119H223V121H222ZM14 120V119H13ZM15 120H14V122H15ZM67 120V119H66ZM85 120V119H84ZM88 120H89V118H88ZM92 119H90V121H91ZM95 120V119H94ZM142 120V119H141ZM157 120V119H156ZM36 121V122H35ZM63 121V120H62ZM86 121V120H85ZM84 121V122H85ZM155 121V120H154ZM19 122V121H18ZM51 122H53V120L51 121ZM15 123H17V122H15ZM21 123V122H20ZM39 123V122H38ZM89 123V122H88ZM161 123V122H160ZM22 124V123H21ZM22 124V125H23ZM95 124V123H94ZM149 124H150V120H149ZM153 125H152V127L154 126V122L152 123ZM159 124V123H158ZM91 125V124H90ZM90 125H89V127H90ZM99 127H98V126ZM48 126V125H47ZM165 126V125H164ZM187 126H189L190 127V132H188L187 130H186V127ZM77 127V126H76ZM87 127V126H86ZM156 127V126H155ZM158 127V126H157ZM93 128V127H92ZM100 128V129H99ZM146 128H148L147 126L145 127V129ZM149 128H150V126H149ZM78 129V128H77ZM99 129V130H98ZM173 129V128H172ZM203 129V128H202ZM52 129L50 128V127H47V128H45V129H43V131H42V145L44 144V146H42L41 144H40V142L38 143H36L37 145L39 144L41 147L40 148H38V149H36L35 151H33L35 148L33 147H31L32 148V150L30 149V151L33 153V156H35L34 154L36 153L37 154V156L38 155H40V156H42L43 155V157H44V160L42 159L41 161H40V163H38V164H40V166L38 167V174H39V176H41V177H43L42 179L44 180V179H46V178H44L45 176H47V174H48V172H50V169H52V167L53 168H55V166H57V167H65L68 171H67V174L69 175V173H71L70 174V177L69 178H71V175L72 176H75V177H78V179L79 178H82V177H79V175L81 174L80 172H83V170H82V168L84 167V168H86V169H88L90 166H93V165H96V161H98L99 163H100V161L101 160H104V161H106V159H108V158H105V157H103L104 159H102V157L101 156H98V158L100 157L101 158V160L100 159H98L96 156H97V154L98 155H103L102 154V151H99L98 149H96V147H95V144L97 143V142H93L90 146V149H91V151H92V154H89L88 153V149H86V148H84V156L83 155H81V154H79V150H77L76 148V150H72V149H70L69 147H68V145H67V143L64 141V140H62V141H60L59 142V140H60V138H62L63 136H65V137H68V138H70L71 136H72V131H71V126H70V124H62V125H60V127H59V129L57 130H52ZM86 130V129H85ZM19 131V130H18ZM88 131V130H87ZM28 132V131H27ZM26 132V133H27ZM61 132H63L62 134H64V132L66 133L65 135H63V136H61ZM68 132V133H67ZM111 132V133H110ZM150 132V131H149ZM219 132V131H218ZM25 133V134H26ZM31 133V132H30ZM57 133H60V134H58L57 135ZM81 133V132H80ZM86 133V132H85ZM99 133L98 134H96V135H99ZM107 133V134H106ZM133 133V132H132ZM151 133V132H150ZM86 134H88V133H86ZM85 134V135H86ZM105 134V135H104ZM128 134V133H127ZM21 135V134H20ZM31 135V134H30ZM95 135V134H94ZM118 135H120V134H118ZM117 135V136H118ZM25 136V135H24ZM88 136V135H87ZM116 135H114V137H115ZM121 136V135H120ZM144 136V135H143ZM23 137V136H22ZM101 137V138H102ZM104 137V138H105ZM119 137V136H118ZM117 137V138H118ZM122 137V136H121ZM128 137V136H127ZM140 137V136H139ZM198 138H199V136H197ZM25 138V137H24ZM28 138V137H27ZM27 138H25V139H23V140H20V144H21V146H22V148L25 146V144L27 143V141L26 140H29V139H27ZM85 138V137H84ZM98 138V137H97ZM107 138H108V136H107ZM106 138V139H107ZM131 138V137H130ZM129 138V139H130ZM136 139H137V137H135ZM135 138H134V142L136 143V141H135ZM141 138H142V136H141ZM197 138V139H198ZM229 138V137H228ZM103 139V138H102ZM101 139V140H102ZM120 139V138H119ZM125 139V138H124ZM131 139H133V138H131ZM101 140L100 141H98V144H99V142H101ZM122 140H123V138H122ZM127 140V139H126ZM138 140H139V138H138ZM141 140V139H140ZM228 140V139H227ZM96 141V140H95ZM112 141H113V143H114V141H118V139H113L112 138ZM111 141V142H112ZM120 141V140H119ZM124 141V140H123ZM123 141H121V142H123ZM131 141V140H130ZM210 141H211V139H210V136L208 135V134H206V135H204V137H203V139H202V147L204 148V150H205V153H206V156L208 155V154H210L209 153V147H207L208 145H209V143H210ZM29 142V141H28ZM32 142V141H31ZM84 142V141H83ZM133 142V143H134ZM140 142V141H139ZM223 142H224V140H223ZM85 143V142H84ZM118 142H116V144H114V145H118V146H120V150H121V145H119V144H117ZM126 143V142H125ZM200 143V142H199ZM81 144H83V143H81ZM127 144V143H126ZM126 144H125V146H126ZM140 144V143H139ZM138 144V142H137V146L138 147H136V149L133 151V152H131L127 157H125V158H123V156H122V158H123V160H118L119 161V172H118V175L116 176V179H115V183H117L118 184V186H119V189H118V192L120 193V196H119V209L120 210H125V208H127V207H129L130 206V201H128V200H126L125 198H124V195H125V193H127L129 196H132V197H134V199H136V200H142V199H144L145 198V192L147 191L146 189L149 187V186H152V185H154V186H156V188L157 189H162V188H165V187H167L168 186V183H169V181L167 182V181H164L163 180V178L162 177H155V176H153V172H154V165H152V163L151 162H149L148 160H150L151 158L150 157H152V154L153 155H156V153H153L154 151L152 150V145H153V143H151V144H149L150 146L149 147H147V146H143V145H145V144H143V145H139ZM33 145H35V144H33ZM71 145V144H70ZM80 145V144H79ZM100 145V144H99ZM98 145V146H99ZM111 145V144H110ZM128 145H132L133 146V144L130 142V143H128ZM127 145V146H128ZM20 146V147H21ZM81 146H83V145H81ZM116 146L114 147V148H116ZM45 148V151H44V148ZM88 147V146H87ZM106 147H107V145H106ZM124 147V146H123ZM228 147V146H227ZM25 148V147H24ZM30 148V147H29ZM37 148V147H36ZM81 148V147H80ZM83 148V147H82ZM81 148V149H82ZM102 148H104V145H103V147ZM113 148V147H112ZM126 148V147H125ZM129 148V147H128ZM132 148V147H131ZM134 148V147H133ZM222 148V147H221ZM231 148V147H230ZM239 148V147H238ZM127 149V148H126ZM65 150H67V151H65ZM98 150V151H97ZM105 151H107V152H109L111 149H110V147L109 148H107V149H104ZM115 150V149H114ZM117 150H118V148L116 149V152H117ZM129 150H130V148H129ZM226 150H228V149H226ZM248 150V149H247ZM83 151V150H82ZM104 151V152H105ZM122 151V150H121ZM169 151V152H170ZM211 151V150H210ZM254 151V150H253ZM29 152V151H28ZM31 152L30 153H28L29 155L31 154ZM216 153V155H217V157L220 159V157H222V156H224L225 155V153L223 152V150H218V151H215ZM249 152V151H248ZM40 153H42V155L40 154ZM106 153V152H105ZM111 153V151L108 153V154H110ZM113 153H115V152H113ZM253 153V152H252ZM118 154V153H117ZM121 154V153H120ZM126 154H128V153H126ZM114 155V154H113ZM32 156V157H33ZM106 156V155H105ZM116 156V155H115ZM212 156V155H211ZM36 157V156H35ZM42 157V158H43ZM114 157V156H113ZM118 157V156H117ZM37 158V157H36ZM35 158V159H36ZM40 158V157H39ZM39 158H37L36 160H38ZM112 158V157H111ZM111 158H109L110 159V161H111ZM145 158H147V160L146 161H144L143 159H145ZM202 158V157H201ZM97 159V160H96ZM114 159H115V157H114ZM114 159H112V160H114ZM153 159V158H152ZM217 159V158H216ZM100 160V161H99ZM141 160H143V162H141ZM206 160H208L207 159V157H205L204 159H203V161H204V164L205 165H203V166H206ZM148 161V163H146ZM197 161V160H196ZM202 161V162H203ZM209 161V160H208ZM243 161H244V158L240 155L238 158H236L232 163H231V165H230V167H231V169H233V170H235V171H239L240 173H241V176H242V179L244 178V176H246V174H245V172H246V164H243ZM103 161H101V163H102ZM4 163V162H3ZM104 163V162H103ZM106 163V162H105ZM111 163V162H110ZM114 163V162H113ZM244 163H246V162H244ZM109 164V163H108ZM107 163H106V165H108ZM166 164V163H165ZM258 168L260 169V171H261V176H262V179H263V181H264V158H262L261 156H259L258 157ZM68 165V166H67ZM100 165V167H101V169L103 170V169H106L107 170V168H103V164H102V166H101V164H99ZM99 165L97 166V168H100L99 167ZM110 165H112V164H110ZM241 165H245V166H243V168H240L241 167ZM38 166V165H37ZM109 166V165H108ZM31 167L32 166H29V168H28V170H26V171H28V173H30V171L32 170L31 169ZM104 167H107V166H104ZM92 168V167H91ZM90 168V169H91ZM109 168V167H108ZM208 168V167H207ZM219 167H217V169H218ZM85 169V170H86ZM101 169H99V170H101ZM113 169V168H112ZM62 170V169H61ZM82 170V171H81ZM92 170L93 169H91V173H92ZM98 170V169H97ZM106 170H104V171H106ZM87 171V170H86ZM90 171V170H89ZM109 171H111V170H109ZM209 171V170H208ZM223 171V170H222ZM15 173H16V171H14ZM54 172H55V170H54ZM57 172H59V169H58V171ZM66 172V171H65ZM64 172V173H65ZM98 172V171H97ZM107 172V171H106ZM113 172V171H112ZM56 173V172H55ZM61 173H62V171H61ZM80 173V174H79ZM99 173L100 174H98V175H102L101 173H104V172H100L99 171ZM14 174V173H13ZM23 174V173H22ZM57 174V173H56ZM59 174V173H58ZM57 174V175H58ZM108 174V173H107ZM245 174V175H244ZM16 174H14V175H12V177L13 178H11V180L12 179H14V178H16L18 175H16ZM55 175V174H54ZM92 175V174H91ZM94 175H96V173L94 174ZM97 175V176H98ZM111 175H113V174H111ZM210 175V174H209ZM26 176V175H25ZM50 176H51V174H50ZM59 176V175H58ZM80 176H82V175H80ZM97 176H95V180L94 179H92V180H94V181H96V178H97ZM102 176H104V175H102ZM108 176H110V175H107V177ZM240 176V175H239ZM241 176H240V179H239V181L241 182V183H243V181L241 180ZM250 176V175H249ZM52 177V176H51ZM50 177V178H51ZM61 177V176H60ZM75 177H74V179H75ZM94 177V176H93ZM101 177V176H100ZM105 177V176H104ZM237 177V176H236ZM8 178V177H7ZM47 178H49V175H48V177ZM49 178V179H50ZM54 178H55V176H54ZM62 178V177H61ZM108 178H110V177H108ZM9 179V178H8ZM48 179V180H49ZM59 179V178H58ZM77 179V178H76ZM85 179V178H84ZM83 179V180H84ZM89 179V178H88ZM91 179V178H90ZM104 179H106V178H104ZM203 179V178H202ZM222 179V178H221ZM220 179V180H221ZM7 180V179H6ZM28 180V178L27 177H24V179L23 180H21L20 182H26ZM51 180V179H50ZM49 180V181H50ZM54 180V179H53ZM60 180V179H59ZM99 180H100V178H99ZM9 181V180H8ZM56 181H57V178H56ZM68 181V180H67ZM81 181V180H80ZM85 181H87V180H85ZM12 182H15V181H12ZM24 182H23V184H24ZM41 182H42V180H41ZM48 182V181H47ZM52 181H50L49 183H51ZM82 182V181H81ZM80 182V183H81ZM88 182V181H87ZM98 182V181H97ZM105 182V181H104ZM239 182V183H240ZM16 183V182H15ZM44 183V182H43ZM54 183H55V181H54ZM64 183H66V182H64ZM100 183V182H99ZM171 183V182H170ZM237 183V182H236ZM53 183H51L50 185H52ZM61 184V183H60ZM89 184V183H88ZM116 184V185H117ZM77 185V184H76ZM83 185V184H82ZM236 185H239V184H236ZM56 186V185H55ZM59 186V185H58ZM81 186V185H80ZM92 186V185H91ZM41 187L42 186H40V191H41V193H43V190H41ZM57 187V186H56ZM60 187V186H59ZM59 187L57 188V190L59 189ZM82 187V186H81ZM84 187H86V186H84ZM93 187V186H92ZM103 187V186H102ZM110 187V186H109ZM242 187V186H241ZM55 188V187H54ZM99 188V187H98ZM105 189V188H104ZM199 189H201V188H199ZM92 190V189H91ZM209 190V189H208ZM242 189L240 188V190L239 191H241ZM27 192V191H26ZM107 192V191H106ZM243 192V191H242ZM45 193V192H44ZM154 193V192H153ZM157 193V192H156ZM241 193V192H240ZM55 194V193H54ZM76 194H78V193H76ZM80 194V193H79ZM29 195H30V192H29ZM35 195V194H34ZM84 195V194H83ZM113 195V194H112ZM116 195V194H115ZM236 195H238V193L236 194ZM235 195V196H236ZM240 195V194H239ZM238 195V196H239ZM242 195V194H241ZM23 196V195H22ZM21 196V197H22ZM80 196V195H79ZM91 196V195H90ZM113 197H114V195H113ZM20 198V197H19ZM82 198V197H81ZM102 198V197H101ZM112 198V197H111ZM110 198V199H111ZM148 198V197H147ZM77 199V198H76ZM79 199V198H78ZM99 199V198H98ZM108 199V198H107ZM109 199V200H110ZM239 199V198H238ZM20 200V199H19ZM33 200H35L34 198H33ZM109 200H105L104 202H105V204L106 203H108L109 204ZM112 200H113V198L111 199V202H112ZM146 200V199H145ZM200 200V199H199ZM11 201V200H10ZM73 201V200H72ZM82 201V200H81ZM93 201V200H92ZM97 201V200H96ZM71 202V201H70ZM87 202V201H86ZM178 203V202H177ZM235 203V202H234ZM93 204V203H92ZM98 204V203H97ZM3 205V204H2ZM85 205V204H84ZM104 205V204H103ZM112 205V204H111ZM248 205V203L246 202V200H245V203H242V206H241V208L243 207L244 209H245V207ZM71 206V205H70ZM86 206V205H85ZM89 206V205H88ZM93 206V205H92ZM98 206V205H97ZM96 206V207H97ZM108 206V205H107ZM47 207V206H46ZM45 207V208H46ZM95 207V208H96ZM177 207V206H176ZM180 207V206H179ZM178 207V208H179ZM17 208V207H16ZM26 208V207H25ZM32 208V207H31ZM99 208V207H98ZM104 208V207H103ZM154 209V208H153ZM83 210V209H82ZM90 210V209H89ZM93 210V209H92ZM140 210H142V209H140ZM160 210V209H159ZM263 210V209H262ZM86 211V210H85ZM143 211V210H142ZM141 211V212H142ZM243 211V210H242ZM94 212V211H93ZM149 212V211H148ZM21 213V212H20ZM57 213V212H56ZM103 213V212H102ZM139 213V212H138ZM48 214V213H47ZM58 214V213H57ZM87 214V213H86ZM15 215V214H14ZM51 215V214H50ZM96 215V214H95ZM189 215V214H188ZM38 216V215H37ZM71 216H72V214H71ZM70 216V217H71ZM100 217V215H99V212L97 213V217ZM103 216V215H102ZM101 216V217H102ZM105 216H106V214L103 216L104 217V221H105V223H104V225H105V229L107 228V225H108V223L107 222H109L108 221V217H109V214H107V216H106V218H105ZM158 216V215H157ZM220 216V215H219ZM224 216V215H223ZM222 216V217H223ZM227 216V215H226ZM19 217V216H18ZM74 217H75V214H74ZM97 217H96V220H97ZM206 217V216H205ZM204 217V218H205ZM225 217V216H224ZM223 217V218H224ZM25 219H26V217H24ZM66 218V217H65ZM73 218V217H72ZM93 218V217H92ZM16 219H18V218H16ZM15 219V220H16ZM28 217H27V220H25V221H23V223H24V225L26 224L27 225V223H26V221L28 222V224H29V221H28ZM87 219H89V218H87ZM99 220H100V218H98ZM102 219V218H101ZM216 219V218H215ZM261 219V218H260ZM19 220V219H18ZM18 220H17V222H18ZM85 220V219H84ZM98 220V221H99ZM97 221V222H98ZM241 221V220H240ZM264 221V220H263ZM9 223V222H8ZM96 223V222H95ZM110 223V222H109ZM101 224V222L99 223V225ZM261 224V223H260ZM16 225H18L19 226V223H17V224H8V226H7V229H8V231L10 232V234H12V235H16V234H18V233H23L22 231H20L19 232V230H18V226H16ZM87 225H88V223H87ZM98 225V226H99ZM133 225V224H132ZM263 225V224H262ZM261 225V226H262ZM96 226H97V224H96ZM97 226V227H98ZM148 226H155V224H154V222H150V225H148ZM260 226V227H261ZM21 227V226H20ZM95 227V226H94ZM96 227V228H97ZM100 228H103V226H99ZM165 227H167L168 228V230H170V231H172L174 228H175V223L173 222V221H170L169 223H167V226H165ZM198 227V226H197ZM21 228H24V226L23 227H21ZM40 228V227H39ZM108 228H110L109 226H108ZM134 228V227H133ZM144 228V227H143ZM204 228V227H203ZM206 228V227H205ZM215 230H217L219 233H223V234H227L226 232H228L229 231V226H228V224H227V222H226V220L225 219H219L216 223H215ZM254 228V227H253ZM20 229V228H19ZM28 230V227L26 228L25 227V229L24 230ZM60 229V228H59ZM193 229H195V228H193ZM22 230V229H21ZM23 230V231H24ZM100 230V229H99ZM108 230V229H107ZM106 230V231H107ZM145 230V229H144ZM197 230H198V228H197ZM214 230V231H215ZM8 231L6 232L7 234H8ZM57 231V230H56ZM95 231V230H94ZM98 231V230H97ZM105 231V232H106ZM111 231V230H110ZM146 231V230H145ZM161 231V232H160ZM160 231L158 230V232L156 233L157 235H156V239H155V241L153 242V243H148V242H146L145 241V239H146V237H147V235H148V233H147V235H145L146 233H144L143 231H139V230H136V229H132V228H130V229H128L125 233L123 232V233H118L116 236H114V234L113 233H106L105 234V232H104V230H103V232H104V234L106 235V243H110L109 244V248L107 249V247H105L106 249H107V251L108 252H110L109 250H111V252L110 253H107V255H109V256H107V255H104V256H106V259H102V260H104V262H105V260L107 261V262H105L106 264H167V262H168V260H169V248H170V243L172 242V238H173V233H165V229H160ZM193 231V230H192ZM196 232V230L194 231V237H192L193 238V240H196L197 242H198V240L199 241H201V239H200V237H201V235L199 236V233H200V231H199V233L197 234V232ZM212 232V231H211ZM44 233V232H43ZM219 233L218 234H215L216 236L217 235H219ZM4 234V233H3ZM30 234V233H29ZM59 234V233H58ZM61 234V233H60ZM64 234V233H63ZM98 234V233H97ZM101 234V233H100ZM103 234V233H102ZM103 234V235H104ZM116 234V233H115ZM201 234V233H200ZM204 234V233H203ZM264 234V231H263V233H261V230H256V231H254V230H249L248 232H246V233H243L241 236H240V239L239 240H241L242 239V241L243 242H245V245L248 247V248H245V247H241V250L243 249V248H245V249H243V250H247L248 249V251H246L245 253L246 254H244V255H246V256H244L243 255V257H241L240 256V254L242 255V252H244V251H242V252H240V254H239V252H238V250H236L237 252H238V254L236 253L235 255H231V256H233V257H231V258H226L225 256H227V254L225 255V253H226V251H225V253H224V255H222L221 253H223V252H217V254L215 255V257L210 261V260H208L211 264H223V261L224 260H226V263L225 264H235V263H237V264H264V260L262 261V262H260L261 260L258 258V260H260V261H258L257 260V258H255V256H253L254 254H255V245H256V243H257V238H258V236L260 235V236H262ZM19 235V234H18ZM52 235V234H51ZM103 235H101V239L102 240H104L102 237H105V236H103ZM209 234H207V236H208ZM27 236V235H26ZM70 236V235H69ZM176 236V235H175ZM204 236V235H203ZM201 237L202 239L204 238V237ZM210 236V235H209ZM12 237H15V236H12ZM16 237H19V236H16ZM28 237V236H27ZM71 237V236H70ZM99 237V234H98V236H97V238ZM215 237V236H214ZM238 237V236H237ZM21 238H22V236H21ZM74 238V237H73ZM96 238V237H95ZM96 238V239H97ZM100 238V237H99ZM98 238V239H99ZM213 238V237H212ZM11 239V238H10ZM18 239V238H17ZM49 239V238H48ZM64 239V238H63ZM13 240V239H12ZM171 240V241H170ZM230 240H232V239H230ZM237 240V239H236ZM15 241V240H14ZM75 241V240H74ZM98 241H100V240H98ZM134 241H137V243L134 245L133 243H134ZM204 241V240H203ZM215 241V240H214ZM10 242V241H9ZM47 242V241H46ZM45 242V243H46ZM194 242V241H193ZM205 242H207L206 240H205ZM11 243V242H10ZM76 243V242H75ZM97 243V241L95 242V244ZM101 242H99V243H97L98 245H96V246H99V244H100ZM105 243V242H104ZM200 243V242H199ZM203 243V242H202ZM232 243H233V240H232ZM239 243H240V241H239ZM239 243H236V245L235 246H239ZM78 244H80L79 242H78ZM195 244H197V243H195ZM234 244V243H233ZM48 245V244H47ZM102 245V244H101ZM105 245V244H104ZM103 245V246H104ZM108 245V244H107ZM106 245V246H107ZM204 246L206 245V243H204L203 244ZM207 246V249H208V245H206ZM210 246V245H209ZM19 247V246H18ZM50 247V246H49ZM81 247V246H80ZM101 247V246H100ZM192 247V246H191ZM211 247H212V244H211V246L209 247V250L208 251H211L212 252V250H213V248H212V250H211ZM99 248V247H98ZM17 249H19V248H17ZM45 249V248H44ZM47 249H49V248H47ZM58 249V248H57ZM82 249V248H81ZM102 249V248H101ZM196 249V248H195ZM206 249V250H207ZM236 249H238V248H236ZM60 250V249H59ZM78 250V249H77ZM95 250V249H94ZM162 250H164L165 252H166V258H164L163 260H159V256H161L160 255V253H161V251ZM203 250H205V249H203ZM227 250V249H226ZM240 250V249H239ZM21 251V250H20ZM41 251V250H40ZM53 251V250H52ZM104 251V250H103ZM106 251V252H107ZM198 251V250H197ZM214 251V250H213ZM44 252H46V251H44ZM96 252V251H95ZM101 252V251H100ZM117 252H119V257L118 258H115L113 255H116V253ZM228 252V251H227ZM17 253V252H16ZM75 253V252H74ZM78 253H79V251H78ZM77 253V254H78ZM91 253V252H90ZM197 252H195V254H196ZM259 253V252H258ZM41 254V253H40ZM92 254V253H91ZM90 254V255H91ZM96 254V253H95ZM100 254V253H99ZM105 254V253H104ZM113 254V255H112ZM232 254H233V252H232ZM24 255V254H23ZM54 255V254H53ZM83 255V254H82ZM88 255V254H87ZM112 255V256H111ZM118 255V254H117ZM201 255V254H200ZM204 255V254H203ZM251 255V256H250ZM257 255V254H256ZM43 256L45 257V254H43ZM47 256H48V254H47ZM51 256V255H50ZM55 256V255H54ZM253 256V257H252ZM77 257H79V256H77ZM82 257V256H81ZM84 257V256H83ZM82 257V258H83ZM111 257H114L115 259L114 260H112L113 258H111ZM117 257V256H116ZM23 258V257H22ZM161 258V257H160ZM45 259V258H44ZM49 259V258H48ZM68 259V258H67ZM77 259L78 258H76V261H77ZM80 259V258H79ZM88 259H90V258H88ZM87 259V260H88ZM93 259V258H92ZM91 259V260H92ZM55 260V259H54ZM82 260V259H81ZM101 260V259H100ZM195 260V262H196V258L194 259ZM200 260V259H199ZM31 261V260H30ZM49 261V260H48ZM58 261V260H57ZM238 261V262H237ZM240 261V262H239ZM25 262H26V260H25ZM33 262V261H32ZM38 262V261H37ZM37 262H36V264H37ZM65 262V261H64ZM103 262V261H102ZM103 262V263H104ZM195 262H194V264H195ZM200 262V261H199ZM21 263V262H20ZM77 263H78V261H77ZM83 263V262H82ZM90 263V262H89ZM189 263V262H188ZM201 263V262H200ZM32 264H34V263H32ZM80 264V263H79ZM88 264V263H87ZM190 264H191V262H190ZM208 264V263H207Z\"/></svg>",
  "mask_w": 264,
  "mask_h": 264
}]
</instances>
